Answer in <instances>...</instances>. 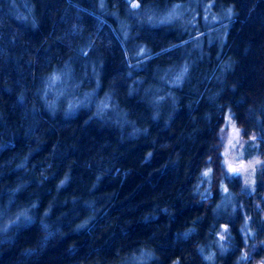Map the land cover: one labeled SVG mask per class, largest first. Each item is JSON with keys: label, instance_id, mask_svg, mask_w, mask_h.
I'll return each instance as SVG.
<instances>
[{"label": "trees", "instance_id": "obj_1", "mask_svg": "<svg viewBox=\"0 0 264 264\" xmlns=\"http://www.w3.org/2000/svg\"><path fill=\"white\" fill-rule=\"evenodd\" d=\"M182 2L141 0L157 14ZM208 4L205 15L200 3L188 7L183 18L191 20L195 10V24L176 18L161 27L132 25L135 35L125 40L122 23L134 19L127 0H106L104 9L99 0H0V218L27 213L0 231V264H236L245 241L236 207L221 200L229 195L224 187L236 193L240 183L224 161L222 130L230 118L242 140L252 142L251 133H258L255 153L264 161V0ZM230 6L231 19L225 15ZM207 14L218 19L204 23ZM73 23L84 31H67ZM89 33L101 43L83 56L74 49ZM137 43L147 45V59L133 54ZM69 55L75 76L101 58L99 95L111 82L120 106L149 133L131 138V126L121 131L116 123L122 117L93 116L95 106L73 119H54L36 89ZM183 57L194 62L192 75L182 88H171L179 107L165 128L171 99L160 102L162 118L153 123L156 92L144 89L169 88L159 77ZM224 63L231 66L222 69ZM136 77L143 80L129 98L128 84ZM209 159L215 173L210 184L200 177ZM260 193L264 198V181ZM257 207L251 220L260 238L262 200ZM90 215L89 224L78 229ZM223 225L230 234L221 253L214 241ZM262 247L257 241L250 257L257 258ZM142 248L155 255L136 259L133 253L140 256ZM213 250L215 260H205Z\"/></svg>", "mask_w": 264, "mask_h": 264}, {"label": "clouds", "instance_id": "obj_2", "mask_svg": "<svg viewBox=\"0 0 264 264\" xmlns=\"http://www.w3.org/2000/svg\"><path fill=\"white\" fill-rule=\"evenodd\" d=\"M106 0H99V6L101 9L105 8ZM135 3V7L133 4ZM128 10L130 11L131 15L133 16L132 21H124L122 23V31L123 37L125 40L128 39L130 35H135L129 31L132 25H137L141 28L147 27H161L167 23L172 22L174 19L179 18L185 24L192 23L195 24V16L193 15L191 20H184L183 16L177 12V9L181 8L179 3L173 6V11L167 15L157 14L153 12L151 9L142 6L141 0H127ZM207 10V9H206ZM115 15V13H113ZM225 15L231 19L235 15V9L233 7H229L225 13ZM207 19V17H206ZM212 20L218 19L216 15L211 17ZM103 23V21H101ZM69 32H83L84 29L82 26L77 25L75 23L71 24L67 29ZM225 37L221 36V40ZM101 42L97 38L96 33H89L87 37H85V43L79 44L77 43L76 48L74 51L78 52L80 55L87 56L88 51L92 49L94 46H99ZM177 45H169V48H176ZM148 47L143 43H137L133 49V54L140 57L141 60L147 59ZM72 56L69 55L67 60H63L61 62L62 66L54 67L50 72L44 74L42 76V85L39 86L36 91L40 95V98L44 100L45 105L47 106L49 112L51 113L52 117H55L59 114L63 117V119H73L78 114L80 109L91 110L90 106H95L96 111L93 112V116H108L109 113H115L116 115L122 117V120L116 121L121 131H123L125 124L131 126V131L129 136L131 138H137L140 134L147 135L149 133V128L147 126H140L137 124L135 119L130 118V113L126 108L120 106V101L117 99L118 94L114 92L113 85L111 82L107 86V90L104 91L103 96L99 95V90L104 87L100 79V72L97 70V65L102 67V59L97 58L95 62H88L83 65V71L80 73L79 76L72 75L73 67H72ZM139 63V61L137 62ZM193 64L194 62L189 57H183L180 62L174 63L169 65L167 68L163 70V75L159 78L163 80L169 88H164L163 86H156L149 84L147 88L144 89L145 92H149L150 90H155L156 95L152 97L156 103L153 105L154 110L151 111L150 118L153 123H159L160 119L162 118V112L160 111V102L166 101L169 98L171 99V109L166 115H163L164 118V125L163 127L167 128L170 126V121L174 118L173 113L178 110L179 104V97L176 96L172 91L171 88H182L184 86L185 80L190 78L193 71ZM231 65L228 63H224L221 65V68H228ZM89 69L91 70V77H94V84L92 80L89 78ZM88 79V83H85V80ZM143 80L142 77L134 78L133 82L128 84L127 88V95L129 98H134L132 94L137 91L136 85L140 84ZM49 93H52L51 98H49ZM218 95V93L214 94ZM60 97H63V102L59 103L58 100ZM19 100L23 102L25 100L24 92H21L19 95ZM151 103V101H149ZM239 103H243L240 101ZM264 107V105H261ZM250 112H255V107H249ZM230 116H234V113L231 112L229 109ZM257 121L260 120V115L257 114L256 116ZM235 124V121H232ZM258 133L252 132L251 133V140L252 145L256 147V137ZM123 140V135L120 137ZM151 158V154L146 157V161ZM254 160L257 164L264 163L260 159ZM210 159L209 164L205 166V168L201 171L200 177L207 178V181L210 184L211 179L215 176L213 172V168L210 166ZM68 179L67 176L64 177L60 181V184H64ZM219 180H223L224 176L223 173L220 174L218 177ZM254 179L249 177L244 180V185L254 186ZM200 184L197 183L196 189H199ZM206 191H211V186L205 189ZM225 192H228L229 198L234 196L235 194L232 193L226 187L223 188ZM235 205H233V210ZM97 209L93 208V213H95ZM27 213L24 210L18 211L15 213L14 216L10 218H0V231H5L7 228L18 220L21 216H26ZM94 216L90 215L86 219H84L80 224L77 225L78 229L86 227L90 220H92ZM247 220V218H246ZM47 228V225H45ZM229 229L227 225H224L220 228L216 229V235H218L219 239L215 240L214 243L218 245L219 250L221 253L225 251L227 245L224 241L227 239L229 235ZM141 255L135 256L136 259L140 260L144 257H152L155 253L148 249H141ZM247 251H242L240 256L237 258L236 264H240L241 260L247 258ZM216 253L215 251H210L204 259L207 261H214ZM253 264H264V256L257 258Z\"/></svg>", "mask_w": 264, "mask_h": 264}, {"label": "rangeland", "instance_id": "obj_3", "mask_svg": "<svg viewBox=\"0 0 264 264\" xmlns=\"http://www.w3.org/2000/svg\"><path fill=\"white\" fill-rule=\"evenodd\" d=\"M210 0H207L205 2L204 0H186V2L179 3L181 5L180 9H177V12L182 15L183 17L187 15L188 7L191 5L193 8H195L196 3H200L201 7L199 6V10L202 13V15H205L207 12V8H209V2ZM198 7V5H197ZM171 8V7H170ZM161 10L159 14L167 15L173 11V7L171 9ZM160 10V9H159ZM154 11V10H153ZM157 13V11H155ZM225 13V12H224ZM224 13L221 14L220 18H224ZM195 14V10L193 12V15ZM208 15V14H207ZM201 17V16H200ZM211 15L207 16V19L205 16H203L204 23L211 22ZM90 78H93V84H94V77H91V74H89ZM42 85V82H41ZM52 94V93H50ZM59 101V100H58ZM233 120L230 118L227 119L225 123V127L222 130V134L224 135L225 139V148L223 153V158L226 163L227 168L230 170L231 173L235 174L237 177H239V183L240 187L243 189H246L244 192L240 191L238 188H236V201H235V207L237 209V227L239 232L242 235V238L244 239V246L242 248V251H247L248 255L247 258L244 260H241V264H253V262L259 258L264 256V235L262 236V232L264 230L260 229V238L257 237L258 233L257 230L254 228L256 224L252 222V213L255 209H258L257 207V201L262 200V205H264V198H261V182L264 181V177L259 176V164H257L254 160V157L256 159H260V156L255 153V148L252 145V142H246L245 140H242L239 136V128L236 124L232 123ZM238 129V134L233 135V129ZM235 169V171H233ZM253 178L255 183L254 186H248L244 185V180L246 178ZM259 179L262 181L259 182ZM258 181V182H257ZM225 188V187H224ZM239 191L241 194H239ZM243 192V193H242ZM225 193V191H224ZM222 199V198H221ZM222 203H231L233 207V199L230 200L229 195H226V193L223 195V199L221 200ZM260 223H264V208L260 209ZM247 218V220H246ZM224 226V225H223ZM256 236V237H253ZM258 238V240L256 239ZM259 242L263 245L262 248L258 250L256 253L257 258L250 257L251 256V250H253L252 247L256 246V242ZM248 258L250 261H248Z\"/></svg>", "mask_w": 264, "mask_h": 264}, {"label": "snow or ice", "instance_id": "obj_4", "mask_svg": "<svg viewBox=\"0 0 264 264\" xmlns=\"http://www.w3.org/2000/svg\"><path fill=\"white\" fill-rule=\"evenodd\" d=\"M133 6L135 7V3L133 4ZM238 134V129H233V135H236ZM233 171H235V169H233Z\"/></svg>", "mask_w": 264, "mask_h": 264}]
</instances>
